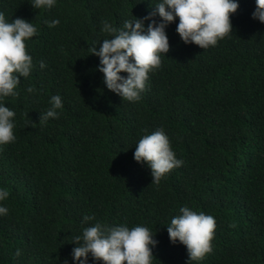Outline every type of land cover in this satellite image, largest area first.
Here are the masks:
<instances>
[{"label":"trees","instance_id":"trees-1","mask_svg":"<svg viewBox=\"0 0 264 264\" xmlns=\"http://www.w3.org/2000/svg\"><path fill=\"white\" fill-rule=\"evenodd\" d=\"M154 2L57 0L45 10L0 0L9 22L21 17L37 29L25 42L33 69L2 101L15 111L16 139L0 145V187L9 192L0 201L9 209L0 216V264H72L73 235L96 221L144 225L158 241L152 264H186L185 246L170 243L164 226L180 206L216 223L212 251L189 264H264V23L250 15L255 0H238L231 33L207 49L184 44L169 23L168 52L128 102L104 87L89 46L108 37L102 21L122 27ZM55 94L59 116L41 122ZM156 128L183 161L159 184L132 158ZM85 214L93 220L82 225Z\"/></svg>","mask_w":264,"mask_h":264},{"label":"clouds","instance_id":"clouds-1","mask_svg":"<svg viewBox=\"0 0 264 264\" xmlns=\"http://www.w3.org/2000/svg\"><path fill=\"white\" fill-rule=\"evenodd\" d=\"M57 0H31L36 9H51ZM151 11L143 17L126 19L122 27L110 21H102L101 31L108 37L89 46V54L98 57L97 70L102 74L106 89L128 102L140 99L145 90L148 74L161 64V56L169 50L166 26L176 20L175 32L184 44H195L202 49L215 46L219 39L231 33L230 14L238 8V0H155ZM252 18L264 23V0H255ZM158 16L159 20L154 19ZM148 21L145 25V21ZM48 27L59 23L58 19L45 20ZM37 32L30 21L17 17L9 22L0 12V145L15 141V111L2 101L7 96H16L19 77H27L33 69L32 56L26 51L25 42ZM45 67L43 60L39 61ZM126 75H121V73ZM28 92L33 89L28 87ZM62 107L59 94L50 96L49 107L39 119L57 118V109ZM135 162L145 165L151 183L159 184L169 170L180 166L163 128L141 136L132 152ZM9 196L6 188L0 187V201ZM8 207L0 203V216L8 214ZM93 220L85 214L82 225ZM169 242L185 246L187 262L199 261L212 251L211 239L216 227L215 218L203 211L197 212L188 206H180L164 225ZM72 264H152V248L158 243L155 231L137 224L106 225L99 221L82 227L81 233L73 235ZM19 255V249L16 252ZM91 257V262L89 260ZM64 264H68L67 259Z\"/></svg>","mask_w":264,"mask_h":264}]
</instances>
